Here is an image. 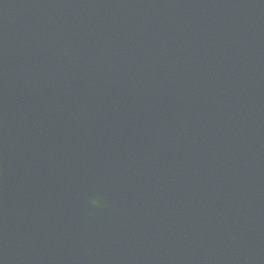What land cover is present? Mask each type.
Here are the masks:
<instances>
[{"label":"water","instance_id":"95a60500","mask_svg":"<svg viewBox=\"0 0 264 264\" xmlns=\"http://www.w3.org/2000/svg\"><path fill=\"white\" fill-rule=\"evenodd\" d=\"M0 264H264V0H0Z\"/></svg>","mask_w":264,"mask_h":264},{"label":"clouds","instance_id":"9594fccd","mask_svg":"<svg viewBox=\"0 0 264 264\" xmlns=\"http://www.w3.org/2000/svg\"><path fill=\"white\" fill-rule=\"evenodd\" d=\"M95 203V202H94Z\"/></svg>","mask_w":264,"mask_h":264}]
</instances>
